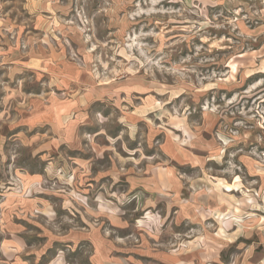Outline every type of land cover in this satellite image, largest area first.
<instances>
[{"label":"rangeland","instance_id":"obj_1","mask_svg":"<svg viewBox=\"0 0 264 264\" xmlns=\"http://www.w3.org/2000/svg\"><path fill=\"white\" fill-rule=\"evenodd\" d=\"M0 264H264V0H0Z\"/></svg>","mask_w":264,"mask_h":264}]
</instances>
